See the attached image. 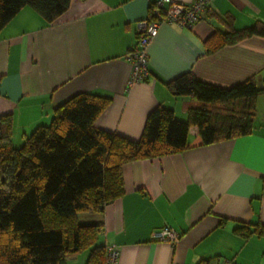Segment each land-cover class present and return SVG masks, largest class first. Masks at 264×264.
I'll return each instance as SVG.
<instances>
[{
  "label": "crops",
  "instance_id": "1",
  "mask_svg": "<svg viewBox=\"0 0 264 264\" xmlns=\"http://www.w3.org/2000/svg\"><path fill=\"white\" fill-rule=\"evenodd\" d=\"M157 0H70L48 23L22 7L0 30V116L11 115L18 146L53 108L82 91L111 97L95 119L99 128L138 139L148 112L157 105L186 119L198 102L172 93L166 82L191 71L198 79L230 87L264 70V36L252 35L208 51L205 40L230 14L243 28L264 22V0H211L191 26L162 22L146 48L149 75L128 85L127 52L136 42V21ZM189 5L192 0H174ZM165 3L164 6H167ZM124 193L89 219L101 222L100 240L117 246L115 264H264V235L244 239L234 226L264 224V94L256 99L251 132L200 144L189 127L187 146L175 153L137 159L122 166ZM224 219V221H221ZM222 222V223H221ZM164 225L178 241L152 238ZM81 252L65 264H85ZM80 258V261H79Z\"/></svg>",
  "mask_w": 264,
  "mask_h": 264
},
{
  "label": "trees",
  "instance_id": "2",
  "mask_svg": "<svg viewBox=\"0 0 264 264\" xmlns=\"http://www.w3.org/2000/svg\"><path fill=\"white\" fill-rule=\"evenodd\" d=\"M69 3L0 0V30L24 6L51 23ZM211 16L225 28L205 40L208 51L264 36L262 21L236 28L230 14ZM166 86L198 104L187 109L184 120L176 118L172 108L157 105L146 115L138 139L95 125L111 100L97 92L82 91L62 100L50 121L37 125L18 146L12 142L11 115L0 116V264H65L83 251L85 264H105L106 244L99 242L102 224L86 214L102 213L124 193L122 166L183 150L191 125L197 126L202 145L251 132L256 99L264 94V70L259 81L252 76L230 87L204 82L186 71ZM234 231L244 239L264 235V224L239 223ZM199 264L209 263L205 259Z\"/></svg>",
  "mask_w": 264,
  "mask_h": 264
},
{
  "label": "built area",
  "instance_id": "3",
  "mask_svg": "<svg viewBox=\"0 0 264 264\" xmlns=\"http://www.w3.org/2000/svg\"><path fill=\"white\" fill-rule=\"evenodd\" d=\"M211 0H192L185 5L174 0H157L150 9L146 18L136 21V42L127 52V59L131 63V71L128 85L144 81L148 78V58L146 48L151 38L156 34L162 22H176L182 26H191L196 22L205 7ZM168 3L167 6H164ZM152 238L168 241L174 244L178 241L179 233L170 225H164L152 232ZM105 264H115L117 261L118 249L114 244H106ZM216 264H236L231 258L218 260Z\"/></svg>",
  "mask_w": 264,
  "mask_h": 264
},
{
  "label": "rangeland",
  "instance_id": "4",
  "mask_svg": "<svg viewBox=\"0 0 264 264\" xmlns=\"http://www.w3.org/2000/svg\"><path fill=\"white\" fill-rule=\"evenodd\" d=\"M91 215H92L91 213L86 214V217H90ZM86 253H87V251H83V252H81V253L79 254L80 258L83 257V256H85ZM80 258H79V261H80Z\"/></svg>",
  "mask_w": 264,
  "mask_h": 264
}]
</instances>
